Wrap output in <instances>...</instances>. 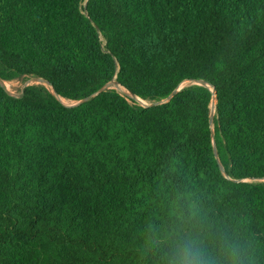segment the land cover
Instances as JSON below:
<instances>
[{
    "label": "trees",
    "instance_id": "obj_1",
    "mask_svg": "<svg viewBox=\"0 0 264 264\" xmlns=\"http://www.w3.org/2000/svg\"><path fill=\"white\" fill-rule=\"evenodd\" d=\"M21 77L51 90L0 83V264H167L182 229L264 264V0H0Z\"/></svg>",
    "mask_w": 264,
    "mask_h": 264
},
{
    "label": "clouds",
    "instance_id": "obj_2",
    "mask_svg": "<svg viewBox=\"0 0 264 264\" xmlns=\"http://www.w3.org/2000/svg\"><path fill=\"white\" fill-rule=\"evenodd\" d=\"M167 264H243L242 246L227 236L219 237L217 250H210L202 231L182 229L169 235Z\"/></svg>",
    "mask_w": 264,
    "mask_h": 264
},
{
    "label": "rangeland",
    "instance_id": "obj_3",
    "mask_svg": "<svg viewBox=\"0 0 264 264\" xmlns=\"http://www.w3.org/2000/svg\"><path fill=\"white\" fill-rule=\"evenodd\" d=\"M32 79L34 78H28V77H21V78H18L14 81H11V82H5L4 81V84H5V87L7 89V91L9 93H11L12 95L14 96H20L22 95L24 89L30 85H39V84H42L40 82H36V81H33ZM8 84V85H7ZM191 85H194L193 83H191L190 81H187L185 83H183L181 85V89H184L186 87H189ZM46 87H48L50 90H51V87L49 85H46ZM111 89H116L118 90L119 92L125 94L127 93L123 88H121L120 86H112ZM63 104L65 105H75L77 104L78 102L76 101H70V100H66V99H61L59 98ZM141 104L145 105H149L150 103L147 102V101H142L140 99H137Z\"/></svg>",
    "mask_w": 264,
    "mask_h": 264
},
{
    "label": "water",
    "instance_id": "obj_4",
    "mask_svg": "<svg viewBox=\"0 0 264 264\" xmlns=\"http://www.w3.org/2000/svg\"><path fill=\"white\" fill-rule=\"evenodd\" d=\"M33 81H36V82H40V83H42L43 85H50L49 84V82H47V81H45V80H41V79H38V78H34V79H32ZM191 83H193V84H198V85H202V86H209L207 83H205V82H200V81H190ZM0 83L2 84V85H4L5 86V84H4V81L0 78ZM112 86H119V84H118V82L116 81V80H114V81H112V82H110V83H108V84H106L105 86H103L99 91H98V93L97 94H95V95H92L91 97H88V98H86V99H84V100H82V101H80V102H78L77 104H80V103H85V102H87V101H89L91 98H93V97H95L96 95H98L99 93H102V92H105V91H107V90H109V89H111V87ZM182 89H181V86L176 90V91H174L173 92V94L171 95V96H169V98L166 100V101H162V102H159V103H155V104H153V105H159V104H162V103H164V102H167V101H170L178 92H180ZM54 92V91H53ZM55 93V92H54ZM76 105V104H75ZM144 106H148L147 104L146 105H144ZM215 113H216V106H215V103L213 104V109H212V114H211V124L213 125V122H214V116H215ZM214 135V134H213ZM213 145H214V153H215V157H216V159H217V161H218V163H219V165H220V167H221V169H222V171H224V167L222 166V164H221V160H220V157H219V154H218V150H217V147H216V142H215V140H214V142H213ZM225 175H226V173H225Z\"/></svg>",
    "mask_w": 264,
    "mask_h": 264
},
{
    "label": "built area",
    "instance_id": "obj_5",
    "mask_svg": "<svg viewBox=\"0 0 264 264\" xmlns=\"http://www.w3.org/2000/svg\"><path fill=\"white\" fill-rule=\"evenodd\" d=\"M137 99H139V98H137ZM141 100V99H140ZM143 101V100H142ZM139 102V101H138ZM140 103V102H139ZM141 104V103H140ZM143 105V104H142ZM146 105V104H145Z\"/></svg>",
    "mask_w": 264,
    "mask_h": 264
},
{
    "label": "bare ground",
    "instance_id": "obj_6",
    "mask_svg": "<svg viewBox=\"0 0 264 264\" xmlns=\"http://www.w3.org/2000/svg\"><path fill=\"white\" fill-rule=\"evenodd\" d=\"M8 85V84H7Z\"/></svg>",
    "mask_w": 264,
    "mask_h": 264
}]
</instances>
